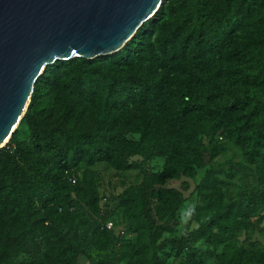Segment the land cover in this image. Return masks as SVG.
<instances>
[{
  "label": "trees",
  "instance_id": "trees-1",
  "mask_svg": "<svg viewBox=\"0 0 264 264\" xmlns=\"http://www.w3.org/2000/svg\"><path fill=\"white\" fill-rule=\"evenodd\" d=\"M222 141L240 148L261 186L241 194L244 207L226 200L225 183L206 167V144L213 161ZM105 164L142 179L104 207L94 170ZM198 177V227L165 238L184 200L167 183ZM258 207L264 0H166L114 56L49 67L0 149V264H207L200 240L214 247L209 264H264V249L216 250L254 227Z\"/></svg>",
  "mask_w": 264,
  "mask_h": 264
},
{
  "label": "water",
  "instance_id": "water-1",
  "mask_svg": "<svg viewBox=\"0 0 264 264\" xmlns=\"http://www.w3.org/2000/svg\"><path fill=\"white\" fill-rule=\"evenodd\" d=\"M165 1L0 0V145L10 141L49 67L114 56Z\"/></svg>",
  "mask_w": 264,
  "mask_h": 264
},
{
  "label": "rangeland",
  "instance_id": "rangeland-1",
  "mask_svg": "<svg viewBox=\"0 0 264 264\" xmlns=\"http://www.w3.org/2000/svg\"><path fill=\"white\" fill-rule=\"evenodd\" d=\"M130 137L138 139L137 135H132ZM222 142L226 150L213 161L209 159L211 147L206 144V167L213 170L216 176L225 183L224 191L226 200L231 203L241 204L242 207H244L245 201H241V194L245 193L248 196L252 191L260 189L261 186L258 184L254 168L245 163L240 148L231 141ZM162 164V160L153 159L148 163V166L152 170H159ZM94 172L97 177L99 190L102 196V205L104 207L107 203L114 205V198L120 194L124 188L137 185L142 179L141 173L136 170L117 171L106 164L97 167ZM199 178L200 177H198L197 180L181 178L179 180H171L167 183L168 187L182 192L184 200L178 212V225L173 233L165 234V238H179L182 233L190 232L198 227L193 218V213L198 204L195 188ZM251 212V222L254 227L251 230L243 232L225 245L217 247L216 250L218 252L230 250L233 246L247 249H264V208L258 207ZM195 247L196 250H198L199 256L209 264L210 259L205 251L214 250V247H206L203 240L196 242ZM165 252L168 253L169 249L167 248ZM166 262L167 264H173L174 258H169ZM79 264H89V262L81 258Z\"/></svg>",
  "mask_w": 264,
  "mask_h": 264
},
{
  "label": "built area",
  "instance_id": "built-area-1",
  "mask_svg": "<svg viewBox=\"0 0 264 264\" xmlns=\"http://www.w3.org/2000/svg\"><path fill=\"white\" fill-rule=\"evenodd\" d=\"M107 228H108V229H113V228H114L113 223H112V222H109V223L107 224ZM120 234H121V235H125V232H124L123 230H120ZM127 237H131V235L128 234Z\"/></svg>",
  "mask_w": 264,
  "mask_h": 264
},
{
  "label": "bare ground",
  "instance_id": "bare-ground-1",
  "mask_svg": "<svg viewBox=\"0 0 264 264\" xmlns=\"http://www.w3.org/2000/svg\"><path fill=\"white\" fill-rule=\"evenodd\" d=\"M9 138L10 137H7V139L0 145V147L6 145L9 142Z\"/></svg>",
  "mask_w": 264,
  "mask_h": 264
}]
</instances>
